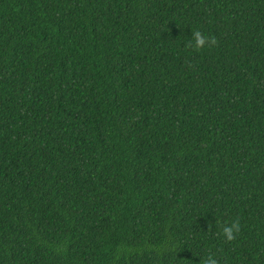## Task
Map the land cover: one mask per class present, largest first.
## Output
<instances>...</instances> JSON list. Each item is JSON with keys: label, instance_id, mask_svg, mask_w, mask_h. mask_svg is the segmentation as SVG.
Returning <instances> with one entry per match:
<instances>
[{"label": "trees", "instance_id": "trees-1", "mask_svg": "<svg viewBox=\"0 0 264 264\" xmlns=\"http://www.w3.org/2000/svg\"><path fill=\"white\" fill-rule=\"evenodd\" d=\"M208 256L264 264V0H0V264Z\"/></svg>", "mask_w": 264, "mask_h": 264}, {"label": "clouds", "instance_id": "clouds-1", "mask_svg": "<svg viewBox=\"0 0 264 264\" xmlns=\"http://www.w3.org/2000/svg\"><path fill=\"white\" fill-rule=\"evenodd\" d=\"M215 40L213 38H209L201 33L198 29H194L191 33L190 40L188 42V46L199 50L201 48L207 47L208 44H214ZM239 223L233 221L230 225L226 224L222 227V234L225 239L232 240L234 239L233 233L239 232ZM203 264H216V260L212 258V256H208L207 259L204 260Z\"/></svg>", "mask_w": 264, "mask_h": 264}]
</instances>
